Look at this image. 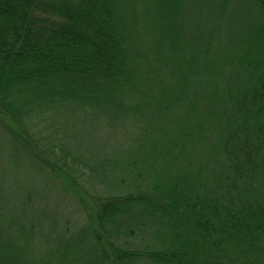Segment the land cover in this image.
Segmentation results:
<instances>
[{"label": "trees", "instance_id": "obj_1", "mask_svg": "<svg viewBox=\"0 0 264 264\" xmlns=\"http://www.w3.org/2000/svg\"><path fill=\"white\" fill-rule=\"evenodd\" d=\"M0 137L109 190L85 264H264V0H0Z\"/></svg>", "mask_w": 264, "mask_h": 264}, {"label": "rangeland", "instance_id": "obj_2", "mask_svg": "<svg viewBox=\"0 0 264 264\" xmlns=\"http://www.w3.org/2000/svg\"><path fill=\"white\" fill-rule=\"evenodd\" d=\"M90 127L84 123L71 125L69 138L75 137L76 143L85 144V140L93 139L89 135ZM40 131L45 137L48 136L44 127ZM97 132L98 130L96 134ZM82 134L85 136H81ZM7 138L0 137V225L10 228L9 236L17 241L24 263L46 264L51 259L52 264H55L54 258L49 256V252L55 249L51 237L61 238L60 245L63 237L66 241L70 237L77 238L79 244L76 246L80 248L81 255L87 258L80 257L79 260L78 254L72 252L65 264L87 263L84 261L90 259L88 253H93L89 247H94L96 255L98 254L96 237L82 232H88L87 215L92 213L91 201L105 198L109 190L95 184H78L81 188L75 189L68 182L65 185L57 174L41 166L40 163L43 162L40 159L43 158L24 150L19 142L9 140L11 137ZM23 145L27 149L25 142ZM36 149L43 151L38 146ZM7 157L13 163L8 162ZM80 189L85 190L82 200L76 194ZM89 199L90 203L86 204ZM23 227H26L25 231L30 235L27 238L22 234Z\"/></svg>", "mask_w": 264, "mask_h": 264}]
</instances>
